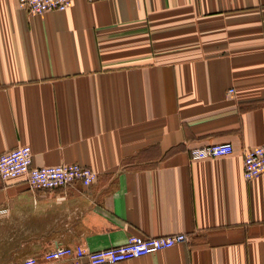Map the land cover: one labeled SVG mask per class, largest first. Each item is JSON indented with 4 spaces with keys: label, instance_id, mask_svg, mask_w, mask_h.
<instances>
[{
    "label": "crops",
    "instance_id": "crops-1",
    "mask_svg": "<svg viewBox=\"0 0 264 264\" xmlns=\"http://www.w3.org/2000/svg\"><path fill=\"white\" fill-rule=\"evenodd\" d=\"M224 142L231 156L190 160ZM262 145L264 0H73L33 16L0 0V155L29 146L36 167L98 174L53 190L0 178V264L173 233L187 242L116 264H264V173L247 181L242 159Z\"/></svg>",
    "mask_w": 264,
    "mask_h": 264
},
{
    "label": "built area",
    "instance_id": "built-area-1",
    "mask_svg": "<svg viewBox=\"0 0 264 264\" xmlns=\"http://www.w3.org/2000/svg\"><path fill=\"white\" fill-rule=\"evenodd\" d=\"M88 2L106 0H87ZM73 0H18L19 7L29 15H42L51 11L63 12L70 8ZM229 90L228 94H232ZM234 153L231 143L207 145L189 151L191 161H205L229 157ZM243 177L253 180L264 173V145L255 146L243 154ZM24 177L33 189L53 190L74 184L90 186L97 181L98 174L78 164L36 167L32 162L29 146L17 147L0 155V178L3 180ZM184 233H173L160 237L131 235L125 243L105 249L91 251L81 245L57 246L42 257H27L21 264H58L64 259L86 264H116L170 249L186 243Z\"/></svg>",
    "mask_w": 264,
    "mask_h": 264
}]
</instances>
